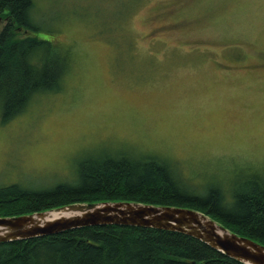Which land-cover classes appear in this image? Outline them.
Wrapping results in <instances>:
<instances>
[{
	"label": "rangeland",
	"instance_id": "1",
	"mask_svg": "<svg viewBox=\"0 0 264 264\" xmlns=\"http://www.w3.org/2000/svg\"><path fill=\"white\" fill-rule=\"evenodd\" d=\"M33 20L69 67L59 90L0 111V187L52 189L124 153L228 206L264 190V0H35Z\"/></svg>",
	"mask_w": 264,
	"mask_h": 264
},
{
	"label": "trees",
	"instance_id": "2",
	"mask_svg": "<svg viewBox=\"0 0 264 264\" xmlns=\"http://www.w3.org/2000/svg\"><path fill=\"white\" fill-rule=\"evenodd\" d=\"M35 0H0V111L21 114L39 93L57 91L69 67L55 41L39 38ZM31 32L17 38L18 31ZM63 47V46H62ZM157 156L124 153L81 163L72 182L52 189L0 187V217H16L72 203L137 202L201 211L240 236L264 245V190L255 186L228 206L224 194L193 192ZM0 264H244L182 233L107 225L0 243Z\"/></svg>",
	"mask_w": 264,
	"mask_h": 264
},
{
	"label": "water",
	"instance_id": "3",
	"mask_svg": "<svg viewBox=\"0 0 264 264\" xmlns=\"http://www.w3.org/2000/svg\"><path fill=\"white\" fill-rule=\"evenodd\" d=\"M107 225L178 232L244 264H264L263 244L231 232L201 211L137 202L72 203L28 215L0 217V243Z\"/></svg>",
	"mask_w": 264,
	"mask_h": 264
}]
</instances>
